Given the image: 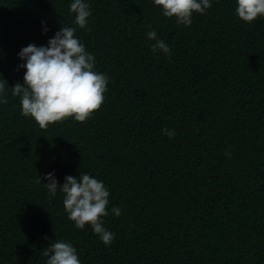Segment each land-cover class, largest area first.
Masks as SVG:
<instances>
[{
  "label": "trees",
  "instance_id": "obj_1",
  "mask_svg": "<svg viewBox=\"0 0 264 264\" xmlns=\"http://www.w3.org/2000/svg\"><path fill=\"white\" fill-rule=\"evenodd\" d=\"M86 29L71 0H0V76L23 83L18 53L62 26L110 77L85 122L41 129L19 97L0 105V264H45L55 240L81 264H264V19L239 20L235 0H213L190 27L151 0H87ZM48 31L43 33V27ZM155 30L171 51L153 53ZM170 129L169 139L163 133ZM225 151L230 156H225ZM88 173L109 189L105 246L67 219L42 177ZM42 183H37V177Z\"/></svg>",
  "mask_w": 264,
  "mask_h": 264
},
{
  "label": "clouds",
  "instance_id": "obj_2",
  "mask_svg": "<svg viewBox=\"0 0 264 264\" xmlns=\"http://www.w3.org/2000/svg\"><path fill=\"white\" fill-rule=\"evenodd\" d=\"M165 18L174 19L176 25L185 28L193 23L194 14L205 15L211 9L213 0H151ZM236 17L244 23L264 19V0H235ZM69 12L74 14V24L86 29L91 16L87 0H71ZM47 27H43L46 34ZM76 28L62 26L47 45L29 44L18 53L22 62L18 68L24 70L23 83L17 82L9 87L0 76V105L8 102V89L13 97H19L21 115L31 118L39 128L44 129L56 122L69 118L85 122L97 111L105 100L110 77L95 70V58L85 49L76 36ZM147 39L155 41L152 52L165 57L171 56L169 46L157 37L155 30L147 32ZM163 133L171 139L175 132L164 129ZM225 156H230L225 151ZM42 179L47 183H42ZM37 177L42 183L49 199L55 198L57 191L62 194V204L67 219L75 228L83 230L90 226L92 233L109 246L115 234L104 226V217L109 211L115 217L121 216V209L112 206L109 210V189L102 180L86 172L77 177L67 175L64 183L58 184L55 172ZM45 264H81L77 249L65 240H55L43 251Z\"/></svg>",
  "mask_w": 264,
  "mask_h": 264
}]
</instances>
